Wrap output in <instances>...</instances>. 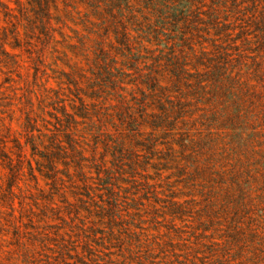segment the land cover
<instances>
[{
  "label": "trees",
  "instance_id": "obj_1",
  "mask_svg": "<svg viewBox=\"0 0 264 264\" xmlns=\"http://www.w3.org/2000/svg\"><path fill=\"white\" fill-rule=\"evenodd\" d=\"M0 24V71L39 38L57 82L15 130L0 81V264H264V0H0Z\"/></svg>",
  "mask_w": 264,
  "mask_h": 264
},
{
  "label": "rangeland",
  "instance_id": "obj_2",
  "mask_svg": "<svg viewBox=\"0 0 264 264\" xmlns=\"http://www.w3.org/2000/svg\"><path fill=\"white\" fill-rule=\"evenodd\" d=\"M10 5L13 7L17 6L14 2H10ZM80 7H82V5H80ZM87 11L86 14H88L89 18L92 20L93 13L91 10ZM1 23L4 24L3 21ZM87 25L88 22L83 17V13L72 11L69 12L68 18L65 19L63 30L70 36V40L74 42L83 34H86ZM55 26H58L57 22H55ZM36 43L34 47L23 45L22 47L14 49V51L20 54L19 58L21 65L14 67L10 75L5 73L6 70L0 71V81H4L7 76L11 77V87L6 91V94L9 96L7 101L9 102L6 105L7 107L5 106L3 109L6 111L5 115L8 119L12 120L15 130L19 129L18 124L20 120L22 121V119L26 117V113L32 107H36L38 103L39 113H42V116L39 117V124H42V118H49L47 114L49 108L46 105L49 103V97L53 95V89L57 85V82L45 73V67L42 63L39 64L38 71L34 68V58L37 59L39 51L38 46L41 44L39 38ZM8 48L12 49L10 46H8ZM84 61L86 60L81 59L80 56H72L71 63L77 62L75 66H79L84 63ZM43 103L45 104L46 113L44 109H42ZM17 204H19V202H17Z\"/></svg>",
  "mask_w": 264,
  "mask_h": 264
}]
</instances>
